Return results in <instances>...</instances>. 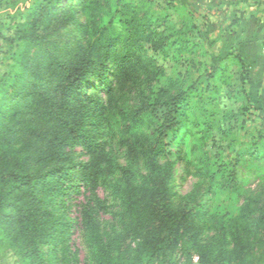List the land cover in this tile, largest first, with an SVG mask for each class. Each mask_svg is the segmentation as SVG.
<instances>
[{
	"label": "rangeland",
	"instance_id": "1",
	"mask_svg": "<svg viewBox=\"0 0 264 264\" xmlns=\"http://www.w3.org/2000/svg\"><path fill=\"white\" fill-rule=\"evenodd\" d=\"M36 1L0 0V94L17 72L22 24L32 15L29 11ZM82 1H61L44 31L50 42L49 56L38 65L49 73L59 63L70 61L76 50L92 38L103 39L109 27L120 33L119 20L111 13L123 3L142 4L139 15L146 12L152 17L167 16V27L175 32L176 44L160 52L145 41L135 48L139 64H126L121 69L115 62L122 47L111 45L109 52L114 56L106 60L109 92L101 89L103 81L99 77L85 82V93L99 94L105 108L102 115L83 121L96 144L85 149L76 146L81 153L73 157V163L96 168L92 180L83 181L71 217L74 221L79 210L91 207L94 219L91 224L78 219L80 223L71 230L69 250H65L66 243L58 233L52 242L40 244L44 262L65 264L63 254L70 252L76 254L80 264L88 262L93 251L92 232L106 237L121 229L124 218L113 193V187L121 182L120 167H131L138 186L147 181L149 171L152 121L148 114H137V110L144 102L179 91L187 94L185 121L167 139L165 158L174 161L169 180L174 201L178 202L196 183H208L212 173L218 176V167L229 168V162L238 155L241 191L215 189L204 194L195 229L200 230L197 239L204 242L220 222L233 224L240 208L253 197L248 221L253 230L264 205V159L250 156L264 143V0H246L255 5L249 13L257 23V27H247V38L237 33L241 18L235 7L227 8V0H91L95 8L88 10L82 9ZM95 86L100 91L96 92ZM77 175L71 172V181ZM19 245L17 227L1 222L0 264H28L17 253ZM227 249H232L231 243ZM196 261L192 245L178 246L170 251L167 264ZM254 261L251 258L247 264ZM231 264L238 262L232 260Z\"/></svg>",
	"mask_w": 264,
	"mask_h": 264
},
{
	"label": "trees",
	"instance_id": "2",
	"mask_svg": "<svg viewBox=\"0 0 264 264\" xmlns=\"http://www.w3.org/2000/svg\"><path fill=\"white\" fill-rule=\"evenodd\" d=\"M61 1L37 0L30 9L32 15L22 24L17 72L0 94V223L17 227V253L28 264H46L39 245L52 242L57 233L69 250L71 230L80 223L78 219L90 224L94 219L91 207L79 210L74 221L71 217L83 181L89 183L96 168L73 163V157L81 153L76 146L85 149L96 144L83 121L102 115L105 108L99 94L85 93V82L99 77L101 89L109 92L106 60L114 56L109 52L111 45L122 47L115 62L121 69L126 64H139L135 48L145 41L160 52L176 44L174 31L167 27V16L139 15L142 4L123 3L111 13L119 20L120 33L109 27L103 39L92 38L70 61L59 63L49 73L38 64L49 56L50 42L44 31ZM81 7L95 8L91 0H83ZM95 90L100 91L97 86ZM186 107L187 94L179 91L144 102L137 110L152 121L147 181L138 186L131 167H120L121 182L113 187V193L124 223L117 233L106 237L93 231V251L89 261L82 264H167L172 249L190 245L197 252V261L192 264H231L232 260L247 264L251 258L256 260L254 264H264V205L259 208L254 229L248 227L253 197L240 208L233 224L220 222L207 240L197 239L200 230L195 225L203 195L215 189L241 191L238 155L229 162V168L218 167V176L212 173L208 183H196L178 202L173 199L169 180L174 161L165 159L167 139L183 125ZM250 156L264 159V143ZM73 171L78 175L71 181ZM70 253L63 254L65 264H80L76 254Z\"/></svg>",
	"mask_w": 264,
	"mask_h": 264
},
{
	"label": "crops",
	"instance_id": "3",
	"mask_svg": "<svg viewBox=\"0 0 264 264\" xmlns=\"http://www.w3.org/2000/svg\"><path fill=\"white\" fill-rule=\"evenodd\" d=\"M250 3L251 2L249 1L247 2L246 0H227L226 1L227 8L235 7V13L241 18L239 21V29L237 33L245 36L244 38H247V34L245 35V32L248 31L247 27L254 26V25L257 27L256 21L254 20V18H251L252 13L251 14L249 13V9H252L253 7H255V5H252V3L251 4ZM223 14L226 17V10L224 11Z\"/></svg>",
	"mask_w": 264,
	"mask_h": 264
}]
</instances>
